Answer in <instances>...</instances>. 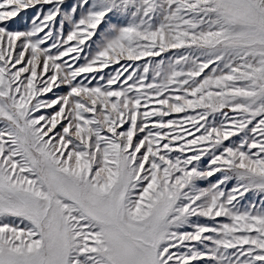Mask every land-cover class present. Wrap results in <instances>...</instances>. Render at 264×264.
I'll return each mask as SVG.
<instances>
[{"label": "snow or ice", "instance_id": "snow-or-ice-1", "mask_svg": "<svg viewBox=\"0 0 264 264\" xmlns=\"http://www.w3.org/2000/svg\"><path fill=\"white\" fill-rule=\"evenodd\" d=\"M0 264H264V0H0Z\"/></svg>", "mask_w": 264, "mask_h": 264}]
</instances>
